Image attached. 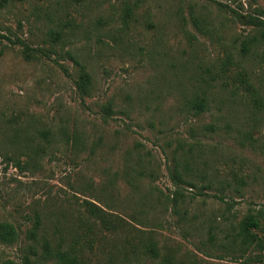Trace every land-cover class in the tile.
Here are the masks:
<instances>
[{
  "label": "rangeland",
  "instance_id": "rangeland-1",
  "mask_svg": "<svg viewBox=\"0 0 264 264\" xmlns=\"http://www.w3.org/2000/svg\"><path fill=\"white\" fill-rule=\"evenodd\" d=\"M262 6L0 0V223L17 233L0 261L40 257L44 243L69 249L87 233L88 202L127 230L102 231L90 248L80 239L89 264H244L209 232L221 238L264 212V111L243 142L252 112L232 91L240 63L264 95V65L239 54L252 32L238 18ZM201 96L208 109L195 115L188 105ZM234 175L241 194L222 188Z\"/></svg>",
  "mask_w": 264,
  "mask_h": 264
},
{
  "label": "trees",
  "instance_id": "trees-1",
  "mask_svg": "<svg viewBox=\"0 0 264 264\" xmlns=\"http://www.w3.org/2000/svg\"><path fill=\"white\" fill-rule=\"evenodd\" d=\"M5 2H24L25 0H4ZM253 14H246L244 16L239 15L243 25L251 28L252 34H248L240 43L239 54L242 57L248 56L252 53L256 59L259 67L264 65V6L256 8ZM53 35V40H56L60 36L59 32ZM0 37L1 36L0 34ZM27 48V47H26ZM77 63V62H76ZM230 64V58H226L220 67L219 73L222 77L225 76L227 65ZM237 73L233 78V95L241 96L243 103L249 106L251 118L248 125L250 130L238 131L240 138L243 142L252 139V131L256 128V125L260 122V114L264 111V95L261 92L263 85L261 82L255 84L253 82V75L249 74L244 66L240 63L235 64ZM77 89L82 94H89L91 87V78L85 67L79 65L78 79L76 80ZM225 86V85H224ZM189 108L195 115H199L207 111V99L205 96L196 97L189 102ZM109 109V108H108ZM110 110V109H109ZM175 161V159H174ZM174 177L181 180L179 174H175ZM222 188L226 191L234 194H241V187L246 186V182L243 177L233 176V182L228 180L224 181ZM192 185V184H190ZM209 188V186H207ZM175 195L181 196L178 192ZM221 202H224L223 196H215ZM173 207L178 209V201L176 198L172 200ZM85 212L88 215V228L87 233L82 232L78 237L76 236L72 246L67 250L51 251L49 245L44 243L45 249L42 255L39 257L35 252L30 255H25L21 259V264H89L85 255V250L80 244V239L83 243H87L89 248L91 244L98 240V236L102 231L111 233H119L120 231H127L122 224H116L109 219L106 214L96 205L92 203H86ZM120 230V231H119ZM17 233L14 227L9 223H0V243L12 244L16 242ZM214 240H219L220 246L225 250H230L238 255V259H241L244 264H264V212L260 211L256 214H247L245 218L240 221L237 226L226 230L221 238H217L216 234L212 231L209 232V242L214 243ZM134 247V246H133ZM143 247L148 254H155V244L152 241L143 243ZM135 254V248L133 250ZM0 264H17L13 260L5 259L1 260ZM108 264H112L108 260Z\"/></svg>",
  "mask_w": 264,
  "mask_h": 264
}]
</instances>
